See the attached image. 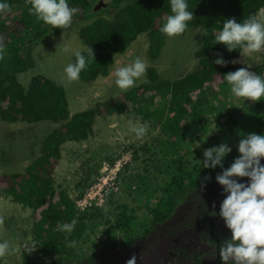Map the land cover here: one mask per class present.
Wrapping results in <instances>:
<instances>
[{
    "label": "trees",
    "instance_id": "1",
    "mask_svg": "<svg viewBox=\"0 0 264 264\" xmlns=\"http://www.w3.org/2000/svg\"><path fill=\"white\" fill-rule=\"evenodd\" d=\"M80 1L67 0L70 6L78 9L73 16V22L85 20L90 16V13L87 15V9L80 7ZM8 3L10 11L5 15H0V49H3V54L0 55V121L11 123L19 120L28 122L49 120L54 123L67 121L64 124L65 130L56 128L43 138L42 155L26 169V184L21 187L20 193L16 192L22 200L33 205L35 211H40V217L38 214L35 215L38 220L34 221L31 230L33 240L40 247L36 253L39 259H27V263L24 264L49 263L54 257L56 259L50 264H62L67 259L71 263L80 264V258L77 257V245L84 244L88 239L91 240L89 227L93 226V219L98 215H81L65 192H57L49 176H51L50 169L55 166L53 160L61 157V147L68 142L80 143L82 139H86L92 133V124L88 122V119H78L75 116L70 118L64 90L57 84L39 76L33 77L29 85H23L20 82L19 73L30 69V66L35 64L34 60L29 59L34 57L32 42L37 40L38 43L53 28L42 24L35 15L28 13V0H8ZM187 3L189 10L193 12V19L188 22V28L202 26L204 30L202 41H200L201 49L195 53V57L199 59L200 72L187 74L174 81L160 82L161 79L157 72L150 70V84L140 83L129 89L125 94V104L122 101L114 103L119 112H124L127 108L140 110L146 103V94L152 88V93L148 97L150 104L153 103L155 89L166 91L164 103L158 109L148 106V112L145 114L146 118L156 115L157 123L161 125V133L154 141L157 142V146L162 147L164 156L160 157L158 152L160 149L148 143L140 145L139 148L131 145L135 159H138L141 151H153V153L144 168L150 166L152 170L147 175H140V183L136 182L137 186L133 190L137 192L136 200L140 205L138 207L146 211L139 216L132 208L124 213L128 217L117 218V227L121 228L124 233L120 243L126 246L143 239L151 231H155L157 226L172 224L173 219L176 218V208L188 200L191 201L192 193L201 191L209 182L215 180L221 169L220 167L215 169L203 167L200 161L203 159L204 149L222 142L229 144L227 131L234 134L241 131L245 134L253 131L257 134H264V115H261L264 110V101L247 100L242 104L243 100L240 98L242 103L237 106L236 100L239 98L231 96L224 79L226 73L241 67H247L249 71L258 72L264 77V60L255 67L235 63V58L241 54L239 49L229 52L224 45L214 40V35L222 27L225 18H235L238 23L242 22L245 18L264 9V0H187ZM108 6L119 12L124 21L119 26L116 25L117 28L113 32L109 30L111 22L103 23L101 28L108 30L106 36L109 37L100 38L99 42L93 45L98 57L91 60L96 65L90 63L91 66H87L81 72L82 80L85 82H91L98 75L107 72L113 63V54L116 51L124 52L141 31L151 29L148 34L158 50L166 38L160 32V26L170 14L169 0H107L105 6L94 8L91 14H96ZM14 8L20 12L17 16L10 18ZM154 22L158 23L157 27ZM25 36L27 37L24 38ZM262 54L264 55V52ZM218 56H222L227 61L226 66L221 67L213 63ZM213 83L217 84L218 92L211 87L208 88ZM200 90L204 92L199 95L197 101L209 105L216 104L220 100V94L229 98L232 103L229 101L228 104H233L231 116H229V111L228 115L222 114L218 118H211L214 112L205 114V111L199 108L197 101H190V95ZM195 107L197 112L194 110ZM162 110H167L168 115L158 114ZM226 118L231 122V127L227 123L222 125L219 122ZM247 120H249L248 123L243 124ZM191 121L193 126L190 124ZM196 130L199 132L195 136ZM237 137L234 136V138ZM199 142L203 144V147L194 149L195 144ZM231 149L236 150V146ZM189 154L190 157H188ZM234 154L237 156L238 152ZM232 162L233 160L224 161V167H228ZM261 162L264 163V159ZM12 178L16 181L20 175L14 174ZM243 180L247 181V178ZM7 182L6 174L0 177V194ZM9 190L14 191V187L11 186ZM224 195L223 192L219 197L206 194L198 199L204 200L206 206L210 204V201H215L206 208L210 220L218 221L215 217L219 215L220 203ZM186 196L187 200H184ZM213 211L217 215H211ZM203 213L197 216L195 210L188 211V218L184 224H189L190 218L192 221L196 217L203 219L206 216ZM49 214L50 221L47 219ZM73 219L76 223L72 230L64 229L63 225ZM219 221L225 227L223 219ZM55 224L58 229L53 231L51 228ZM45 225L49 226V230L45 229ZM222 232L224 239L230 238V230L225 227ZM39 234L42 235L39 237L42 239V245L38 242ZM23 245H28V242ZM93 256H90L88 261L92 260ZM48 257L50 259L46 260Z\"/></svg>",
    "mask_w": 264,
    "mask_h": 264
},
{
    "label": "rangeland",
    "instance_id": "2",
    "mask_svg": "<svg viewBox=\"0 0 264 264\" xmlns=\"http://www.w3.org/2000/svg\"><path fill=\"white\" fill-rule=\"evenodd\" d=\"M76 2H78V0H76ZM97 2L98 0H81L79 2L84 6V9L88 10L87 15L90 13V16L87 19L80 21L76 27H68L65 30H55L54 28L53 30H49V34L47 35L49 37L46 40H44L45 38L39 40L38 46L37 40L32 42L31 48L34 53V57H31L29 59L34 60L35 64L31 65L30 69L21 71L19 73V79L22 84L29 85L33 77L41 75L47 79L52 80L55 83L65 85L67 91V99L70 105V111L76 112L77 110H79V108L76 107V103L83 100L89 102V97H98V102L102 103L105 99L115 97L119 94H123L122 96H124L125 92L123 91L125 90H120L115 85V68L119 67L118 65H125L130 63L137 56L141 57L145 61L146 73L145 76L141 78L134 87H136L140 83H149L150 79L148 76L150 75V70H154L157 72L159 78L161 79L160 82L174 81L180 79L181 77H184L187 74L200 72L199 59L198 57H195V53L196 51H199L201 49L200 41H202L204 32L202 26L189 27L185 30L184 33L175 37L169 38L165 36L166 38H164L163 40L164 44L161 46L160 50H158V47H156L155 52L150 51L151 37L148 33L151 32V29H149L147 31H141L139 34H137L135 40L131 43L130 46L127 47L124 52L116 51L114 53V64L110 66L109 74L107 76L97 78L95 81L90 83H84V81L81 80L80 77V80L78 79L75 81H68L65 78V74L63 72V68L66 66V64H64L65 61L74 58V53L77 51L87 52V50L92 47L94 52L93 45L99 42L100 38L109 37L106 36L108 34V30H104L103 28H101L104 25L103 23H106V21L111 22L112 25L109 30L110 32H113L117 28V26H119L124 21L121 17V14H119V12H117L115 9H110L109 6L98 11L96 14H91L94 8L96 9L98 7ZM19 12L20 10L14 8L13 13L10 14V18L17 16ZM258 13H260L261 16L264 17V12H261V10H259ZM155 24L156 22H154V25ZM157 26L158 23L155 25V27ZM80 34H82V37L86 41L82 40ZM26 37L27 36H25L24 38ZM61 37L62 39L59 42V39ZM75 38H77V40L79 41V45L78 43L76 44L77 41L74 42ZM65 49H67V51H65ZM262 52L264 51L262 50L253 54H240L235 58L234 62L248 65L249 67H255L264 60V55L262 54ZM91 64L96 65L93 62H91ZM256 73L259 74L258 72ZM210 87L216 92L219 91V88H217V84L213 83L208 88ZM152 90L153 88L146 94V103L142 109L136 110V108H127V110H125L124 112L118 111L116 115L101 114L98 118L92 121V134L86 139V142H75L74 144H71L70 142V144L63 146L61 152L62 157L59 162L56 163L58 165V168L57 173L55 174V182L57 186L56 189L59 192L68 193L71 199H73L75 198L76 193L79 191V189H77L76 187H82L85 184V178L83 175L85 171L84 167H86L87 164H85L81 168V162L83 158L81 157V154L70 152L67 150L71 145V147L74 149L75 146L82 147L90 143L94 144L96 146V153H99L102 160H106V163L102 164L103 169L101 171L104 170V175L111 180L117 175V170L110 172L106 169L109 166H114L116 164L109 161L115 160L118 155L119 160L124 158V162L122 164L123 166L128 160L131 159L132 154V159L134 162L129 166L130 170H126L122 168V166L120 167V165L117 163L118 169L124 171L122 173L123 175H120L118 179V184L121 187H127L132 182L140 183V175H147L148 172L152 170L150 166H148L146 169L144 168L152 157L151 155L153 151H141V154L138 155V159H135L134 152L130 147L131 145H135L137 148H139L140 145L148 143L150 146L160 149V151H158L160 157L164 156L162 147L157 146V142L154 141L159 137L161 133V125L157 123L156 115L152 116L151 118H146L145 114L148 112V106L152 109H158L164 103V96L166 95V91L155 89V97L152 99L153 103L150 104L148 97L152 93ZM203 92L204 91L200 90L192 94V96L190 95V101H197V98ZM219 98L220 100L216 104L212 105L199 101L197 102L199 103V108L203 109L205 111V114H212L214 112V115H211V118H218L222 114L228 115L229 112V116H231V108L233 107V104H228L230 99L226 98L224 94H220ZM241 100H243V98H241ZM241 100L240 98L239 100H236L237 106L242 103L240 102ZM196 107L194 108V110L197 112ZM158 114L167 116L168 112L167 110H162ZM261 115H264V110L262 111ZM130 120L133 123L139 122V124L141 125H146V133L143 137L137 138L135 133L130 131ZM248 121L249 120L245 121L243 124H247ZM219 122L222 125L227 123L228 126L231 127V122L228 118L220 120ZM64 124L65 123L58 125L49 121L28 122L22 120L13 123H0V177L4 176V174H6L8 177L7 184L2 187L3 192L1 193V195H5V189L12 183L9 175L17 173H20L23 176L26 175V167L35 160V157L39 155L43 138L56 128L64 130ZM190 124L191 126H193L192 121ZM215 131L219 132V130ZM198 132V130L195 131V136ZM227 133H229L227 137L229 146L231 148L236 146V150H233L228 154V156L224 160L225 162L234 160V158L239 155L238 154L236 156L234 154L237 153V145L240 139L239 134H234L231 131H227ZM234 136L238 137L234 138ZM194 139L197 138L194 137ZM191 147L193 146L191 145ZM202 147L203 144L199 142L195 144L194 149H201ZM72 148L70 149L72 150ZM127 151L129 152L127 153ZM188 157H190V154L188 155ZM134 185L137 186V184L135 183ZM133 187L134 186L132 185V188ZM107 188L108 189L106 191L108 194L104 193L103 195L111 196L106 198H112V189L114 188L113 184L111 182H108ZM208 193L214 196L212 192L208 191ZM13 194V192L6 191V196H12ZM136 195L137 192L134 191L129 194L128 189L123 195L122 199L123 201H126L128 203H125L123 205L117 204L114 210L109 214H106V207H103L100 210L101 212L99 213L102 220L98 224H95V221H97L98 217H94L93 226L89 227L91 240L88 239L86 242H84V244L77 245V257L80 258V264L88 261L90 255H98L100 250L118 244V240L123 237L124 233L121 231V228L117 227V218L121 215H124L126 211L131 210L132 205L136 207V211L139 216H141L145 212L144 208H139L140 206H137L138 204L136 203H138V201L136 200ZM194 198L196 200L200 199L198 194L192 193L190 199L191 206L198 205ZM184 200H187V196ZM185 204L186 202L176 208L177 212L175 214L176 219L174 222L178 221V219L185 212ZM211 204L212 203H210V205ZM76 206L79 207L78 204H76ZM18 207L19 205H15L13 208L9 209L8 206H5V208L11 212H14L13 210H17ZM7 210H0V218L2 217L1 219L3 221L0 224V227L3 230H7L4 234L6 236L5 239H9L13 245H15L17 248H21L20 250L25 249V252L24 255H21L20 257L16 254L17 252L13 255H9V259L7 261V256L0 258V260H2V264H11L13 258V261H18L19 264L27 263V259H39L36 253L39 251L40 247L33 240V234L31 233L32 225L35 223L33 211L29 209V212H31L33 215L25 213L24 217L27 218V220L21 221L19 219L20 217H22L21 212L17 216L18 219H14L12 213L6 215L3 218V215ZM88 211L85 212L87 215H89L87 213ZM80 213L81 215H86L83 212ZM128 215H130V213ZM38 217H40L39 214ZM47 219L48 221L51 220L50 214L48 215ZM22 226L25 228V231L22 229ZM45 229L49 230V226L45 225ZM56 229H58L57 224H55L51 228V230L53 231ZM22 231L26 232V234ZM164 231L165 229L162 228L158 231V233ZM156 233L157 232H155V234ZM12 237L15 239H12ZM39 237H42V235H38V242L40 245H42V239H39ZM27 242L28 245L32 247L31 250H27L26 247L23 248V244ZM92 245L95 246V250H92L94 249L91 248ZM121 246L123 245L121 244ZM48 259H50V257H48L46 260ZM55 259L56 257L50 259L49 263L43 264H50ZM62 264L74 263H71V261L67 259V261Z\"/></svg>",
    "mask_w": 264,
    "mask_h": 264
},
{
    "label": "clouds",
    "instance_id": "3",
    "mask_svg": "<svg viewBox=\"0 0 264 264\" xmlns=\"http://www.w3.org/2000/svg\"><path fill=\"white\" fill-rule=\"evenodd\" d=\"M106 1L107 0H98V7H100V5L105 6ZM28 4L29 6L27 11L30 15H35L38 21H40L42 24L51 26L53 29L55 28V30H65L68 27H76L81 21L78 20L77 22H73V16L77 13L78 9L74 6H70L67 0H28ZM169 6L170 14L167 16L166 21L160 26V32L171 38L181 35L185 32V30L188 28V22L193 19V12L189 10L187 0H169ZM80 7L84 8L83 5H80ZM9 11L10 5L8 0H0V15H5ZM261 12H264V9H262ZM80 35L82 40L86 41L82 37V34ZM48 37L49 36H46L44 40H46ZM61 39L62 37L59 39V42ZM214 40L218 44L224 45L229 52L237 49H239L241 55L260 52L264 50V17H262L260 13H254L239 23L235 20V18H225L223 20L222 27H220L219 31L214 35ZM74 42H76V44L78 43L79 45L77 38L74 39ZM38 45L39 43H37V46ZM150 48H153L150 51L155 52L156 46L152 41H150ZM65 51H67V49H65ZM2 54L3 49H0V55ZM73 57L74 58L68 59L64 63L66 66L63 68V72L65 74V78L68 81L78 80L79 77L82 80L81 72L84 71L87 66H91V60L97 59L98 55L95 50L93 52V48L91 47L87 50V52H75ZM213 63L221 67L227 65V61H225L222 56H218L213 61ZM113 64L114 58L111 65ZM118 66L119 67L115 68L114 72L116 77L115 85L118 89L125 90L123 92L126 94L129 89L132 87L134 88L136 83L145 76L146 63L141 57L137 56L130 63ZM109 69L107 72H103L104 74L98 75L97 78L107 76L109 74ZM39 77L43 76L39 75ZM224 79L227 82L230 93L237 98H243V103L246 100L252 102L264 101V77L249 71L247 67H241L233 72L226 73L224 75ZM50 81L53 82L52 80ZM84 83L90 82L84 81ZM150 83L151 80L149 83L145 84ZM55 84L64 90V95L66 96V100L68 102L65 85H60L59 83ZM125 94L124 96H122L123 94H119L115 97L107 98L102 103L98 102V97L95 96L91 98L89 97V102H86L85 100L78 101L76 103V107H78L79 110L76 112L70 111V105L68 102L70 118L75 116V118L78 119H88V122L92 124V121L98 118L101 114L116 115L118 113V109L114 103H121L122 101L123 104H125ZM70 118H68V120H70ZM91 118L93 120H91ZM66 122L67 121L55 124L61 125ZM0 123L11 122L0 121ZM129 128L130 131L135 133L137 138L143 137L146 133V125H141L139 122L133 123L130 120ZM238 134L240 136L237 145V152L239 155L235 157L233 162L226 168L224 167L223 161L232 151L227 142H222L219 145H214L204 149L202 161L203 167L211 169L220 167L221 171L216 175L215 180L209 182V184L201 190L205 192L202 196L199 195V192L201 191H196L194 194H198L200 198H203L206 194H210L208 191L212 192L214 195H218V197L221 192L225 194L224 199L220 203L218 214L220 216L219 220L223 219L225 227L230 230L231 235L230 238L222 240L219 246V255L221 260L224 261L225 264H228L229 261L231 264H264V163L261 162L262 159H264V134H257L255 132H248L246 134L239 132ZM86 141L87 140H81V142ZM75 142L76 141H72L71 144H74ZM67 144H70V142L66 143L65 145ZM63 146L61 147V152ZM71 146H69L67 150L81 154V157L83 158L81 162V168L87 164V166L84 167L85 170L94 160L96 146L92 143L82 147L75 146L74 149ZM70 148H72V150ZM128 152L129 151H127V153ZM41 155L42 149H40L39 155L35 157V160L29 164L26 169L29 168ZM61 157L59 159L53 160L55 166L50 169L51 176H49V178L55 187H57L55 182V174L57 173L58 168L56 163L59 162ZM132 158L133 157L131 154V159L128 160L123 166L122 164L124 162V158L118 160L114 166H109L106 168L110 172L117 170V175L112 180L104 175V170L100 172L95 178L94 183L91 185L89 191L82 197H75L71 199L70 195L66 193L73 201L75 206L76 204L79 205V207L76 206L79 212L85 213L89 210L87 212L88 214H97L98 219L95 221V224H98L102 220L99 213L103 207H106V214H109L114 210L117 204L123 205L128 203L122 200L123 195L128 189L129 194H131L132 191L135 190L136 186L134 183L136 184V182L130 183L127 187H121L118 184V179L120 175H123L122 173L124 171L118 169L117 163L120 165V167L122 166V168L130 170L129 166L134 162ZM12 175H9L12 183L5 190L8 192H13L14 194L12 196H6V191L5 195L0 194V210H7L5 206H8L9 209L13 208L15 205H19V207L17 210H13L14 212L8 210L5 211L3 218L6 215L12 213L14 219H18L17 216L21 212L22 217L19 219L21 221L27 220V218L24 217V214L29 213L30 215H33L31 212H29V209H31L34 213V221H37L35 215L39 214L38 212L40 211H35V207L33 205L27 203L26 201L22 200L21 197L16 195V192L20 193L21 187L26 184V175L23 176L18 173L20 178L16 181L13 180ZM243 178H247V181H244ZM108 182H111L114 186L112 189V198H106L111 196L103 195L104 193H107L106 190L108 189ZM132 185L134 186L133 188ZM11 186L14 187V191L9 190ZM57 192L59 191L57 190ZM196 201L201 202V200ZM189 202V200L186 201L185 205H188ZM213 202L215 201H210L212 204ZM136 204H138L137 206H140L139 203ZM132 208H134L136 211V207L132 205ZM137 214L138 213L136 211V215ZM210 214L213 216L217 215L215 211ZM121 217L122 219H125L128 216L124 214L121 215ZM1 218L0 224L3 222ZM175 219L176 218H174L172 222H174ZM219 220L216 224L223 231L225 230V227ZM75 223L76 220L73 219L71 222L63 225V228L71 231ZM172 224H165L155 227L156 230L151 231L143 239H146L147 236H152L155 234V232H158L162 228L165 230H170ZM33 226L34 224L32 225V228ZM23 230L25 231V228H23ZM24 233L26 234V232ZM121 240L122 238L118 240V243H120ZM140 241L141 240H136L134 244L137 245L139 243L136 242ZM25 247L27 250H31L32 248L29 245H26ZM91 248H95V246L92 245ZM17 250V247L10 243L9 240H0V258L7 256V261L9 259L8 256L15 254ZM0 264H2V260H0ZM126 264H137L136 256H131L126 261Z\"/></svg>",
    "mask_w": 264,
    "mask_h": 264
},
{
    "label": "flooded vegetation",
    "instance_id": "4",
    "mask_svg": "<svg viewBox=\"0 0 264 264\" xmlns=\"http://www.w3.org/2000/svg\"><path fill=\"white\" fill-rule=\"evenodd\" d=\"M204 193L202 191L199 195L202 196ZM196 202L197 206H191L190 202L185 205V212L174 225L172 224L170 230L147 236L146 239L136 242L139 243L137 245L132 243L133 245L126 246L118 243L105 248L93 256L92 260L89 259L83 264H126L133 255L137 258V264H225L219 255L224 233L216 224L217 221L210 220L206 211L211 205H204V200ZM192 209L196 211L197 216L204 211L203 214L206 216L203 219L196 217L194 221L190 218L189 224H184L188 218V211ZM219 217L218 215L215 219L219 220Z\"/></svg>",
    "mask_w": 264,
    "mask_h": 264
},
{
    "label": "crops",
    "instance_id": "5",
    "mask_svg": "<svg viewBox=\"0 0 264 264\" xmlns=\"http://www.w3.org/2000/svg\"><path fill=\"white\" fill-rule=\"evenodd\" d=\"M98 160V161H97ZM119 160V156L117 155V157H116V159L115 160H111V161H109V162H113V163H116L117 161ZM104 162H106V160H102L101 158H100V155H99V153H96L95 154V156H94V160H93V162L91 163V164H89V166L85 169V171H84V178H85V184L81 187V186H79V187H76L77 189H79V193L77 192L76 193V195H75V197L76 198H80V197H82L83 195H85L88 191H89V189L91 188V185L94 183V180H95V178L97 177V175L100 173V172H102L101 170L103 169V163ZM100 169V170H99ZM99 171V172H98ZM82 182V181H81ZM81 182H79V183H81ZM86 183H87V185H86ZM24 227L22 226V229H23ZM7 230H3V229H1V227H0V239H5V232H6ZM16 231V230H15ZM22 232H24V231H22ZM16 237V236H15ZM12 239H15V238H13L12 237ZM7 240H9V239H7ZM10 241V240H9ZM10 243H11V241H10ZM26 245H24L23 246V248L25 247ZM18 250H17V255L20 257L21 255H24V252H25V249H22V250H20L21 248H17ZM14 259V258H13ZM13 259H12V263L11 264H15V263H19L18 261H13Z\"/></svg>",
    "mask_w": 264,
    "mask_h": 264
},
{
    "label": "bare ground",
    "instance_id": "6",
    "mask_svg": "<svg viewBox=\"0 0 264 264\" xmlns=\"http://www.w3.org/2000/svg\"><path fill=\"white\" fill-rule=\"evenodd\" d=\"M42 148V147H41ZM18 174V173H17ZM37 205V204H36ZM118 234V233H117ZM120 235V234H119ZM119 239V238H118ZM121 239V238H120ZM44 256H46V255H44ZM53 262V261H52Z\"/></svg>",
    "mask_w": 264,
    "mask_h": 264
},
{
    "label": "water",
    "instance_id": "7",
    "mask_svg": "<svg viewBox=\"0 0 264 264\" xmlns=\"http://www.w3.org/2000/svg\"><path fill=\"white\" fill-rule=\"evenodd\" d=\"M101 6V5H100Z\"/></svg>",
    "mask_w": 264,
    "mask_h": 264
}]
</instances>
